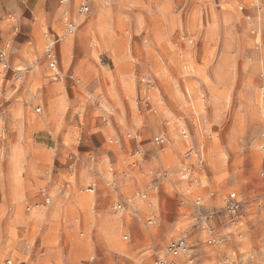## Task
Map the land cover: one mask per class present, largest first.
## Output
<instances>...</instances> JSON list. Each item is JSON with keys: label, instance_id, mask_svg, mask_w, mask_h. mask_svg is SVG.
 Instances as JSON below:
<instances>
[{"label": "rangeland", "instance_id": "374dc122", "mask_svg": "<svg viewBox=\"0 0 264 264\" xmlns=\"http://www.w3.org/2000/svg\"><path fill=\"white\" fill-rule=\"evenodd\" d=\"M6 4L0 264H264V0Z\"/></svg>", "mask_w": 264, "mask_h": 264}, {"label": "built area", "instance_id": "2783aa9c", "mask_svg": "<svg viewBox=\"0 0 264 264\" xmlns=\"http://www.w3.org/2000/svg\"><path fill=\"white\" fill-rule=\"evenodd\" d=\"M66 1V0H63ZM82 12H88L90 9V6L86 3H83L80 7ZM65 20H66V26H67V30L69 32H73L76 28V24L75 21L69 16L66 15L65 16ZM48 55H49V59H50V66L53 69H56V67H58V57L57 54L55 52V49L53 48V45L49 47L48 49ZM7 52L4 51L3 49L0 50V59L2 61H5ZM5 65L7 66V63H5ZM38 110H41V107L38 108ZM158 142L159 143H163L165 139L158 137ZM74 164L71 165V168H73ZM143 196H146V194H143ZM47 201H50V197H46ZM241 202L242 200L239 198V196L237 195V192L234 191L232 193H230L229 198L226 202L225 205V210L227 211V213H229L230 215H237L240 207H241ZM117 209L124 211L126 209V205L124 203H118L117 204ZM150 222L155 223V219L151 218L149 219ZM189 248V244L188 241L185 237H180L178 239L172 240L168 246H167V252L168 255H160L158 258H156L155 260V264H170V256H177L181 253H184L188 250Z\"/></svg>", "mask_w": 264, "mask_h": 264}, {"label": "crops", "instance_id": "0c3cea01", "mask_svg": "<svg viewBox=\"0 0 264 264\" xmlns=\"http://www.w3.org/2000/svg\"><path fill=\"white\" fill-rule=\"evenodd\" d=\"M9 1L11 2V0H2L1 1V5H0V15H2V17H0V21H3L4 19H5V15L6 14H8V13H10L9 12V9H8V6H4V4L5 5H7L6 3H9ZM5 7L7 8V9H5ZM2 12H3V14H2ZM25 43H26V41H24V42H22V46H24L25 45ZM20 45V46H21ZM62 47H66V45L64 46V44H62L61 45V48H60V51H62ZM62 54H63V52H62ZM64 58V57H63ZM70 61V60H69ZM64 62H65V60H64ZM66 63V62H65ZM55 102H57V103H59V101L58 100H55ZM52 119H53V121H54V123H55V126H57L58 125V117L56 116V115H53V117H52Z\"/></svg>", "mask_w": 264, "mask_h": 264}, {"label": "bare ground", "instance_id": "6f19581e", "mask_svg": "<svg viewBox=\"0 0 264 264\" xmlns=\"http://www.w3.org/2000/svg\"><path fill=\"white\" fill-rule=\"evenodd\" d=\"M56 69H57V67H56Z\"/></svg>", "mask_w": 264, "mask_h": 264}]
</instances>
